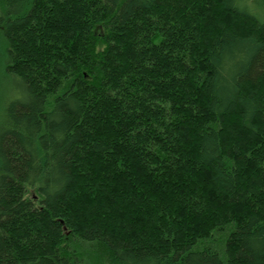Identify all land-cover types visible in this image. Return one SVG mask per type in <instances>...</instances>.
Instances as JSON below:
<instances>
[{"label": "trees", "instance_id": "1", "mask_svg": "<svg viewBox=\"0 0 264 264\" xmlns=\"http://www.w3.org/2000/svg\"><path fill=\"white\" fill-rule=\"evenodd\" d=\"M251 2L0 1V264H264Z\"/></svg>", "mask_w": 264, "mask_h": 264}, {"label": "rangeland", "instance_id": "2", "mask_svg": "<svg viewBox=\"0 0 264 264\" xmlns=\"http://www.w3.org/2000/svg\"><path fill=\"white\" fill-rule=\"evenodd\" d=\"M2 1V0H0ZM252 9L256 12V14L264 19V0H252L251 2ZM5 43L3 42V35L0 34V111L1 107L4 105V103L8 100V80L4 78L3 76V60L4 57L2 55V49H4ZM4 97V98H3ZM1 113V112H0ZM1 121V118H0ZM84 248H87L89 251V255L85 257V264H108V260H106V257L100 258V256L97 255V245L96 244H88L84 245Z\"/></svg>", "mask_w": 264, "mask_h": 264}]
</instances>
